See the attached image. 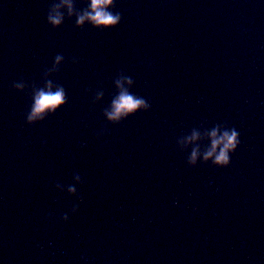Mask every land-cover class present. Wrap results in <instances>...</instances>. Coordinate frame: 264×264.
Wrapping results in <instances>:
<instances>
[{
  "label": "water",
  "instance_id": "95a60500",
  "mask_svg": "<svg viewBox=\"0 0 264 264\" xmlns=\"http://www.w3.org/2000/svg\"><path fill=\"white\" fill-rule=\"evenodd\" d=\"M52 2L0 0V264H264V0H115L108 30ZM57 54L67 103L27 125ZM121 73L151 107L109 124ZM216 124L229 166L188 167L177 139Z\"/></svg>",
  "mask_w": 264,
  "mask_h": 264
},
{
  "label": "clouds",
  "instance_id": "9594fccd",
  "mask_svg": "<svg viewBox=\"0 0 264 264\" xmlns=\"http://www.w3.org/2000/svg\"><path fill=\"white\" fill-rule=\"evenodd\" d=\"M86 7L77 10L74 0H53L50 4L46 22L51 28L55 29L61 26L65 16L68 18L75 17V27L81 28L85 24L90 25L93 29L108 30L116 28L122 19L119 11H114L115 0H86ZM65 9L66 11H61ZM64 57L57 54L51 68L45 70L43 75V86L31 87V104L29 110L25 114V123L33 125L43 121L46 117L53 115L59 108L67 103V95L64 87L54 84L51 79H47L50 74L58 71V66L63 62ZM76 61L73 60V63ZM134 81L131 77L118 74L114 79L117 94L112 98L109 107L102 112L103 117L109 124H119L126 118L136 114L137 112L148 111L151 107L150 103L143 97L135 95L130 91ZM28 87L22 80L14 82L12 88L17 92H22ZM103 96V92H97L96 98ZM102 133H98L100 135ZM240 134L235 127H229L226 124H216L210 131H205L203 136L201 133L193 129L191 135L183 136L177 139L176 146L181 152H188L186 164L188 167H195L197 163L208 164L215 168H225L230 164V156L238 148L240 144ZM206 139L207 144L201 147L196 142ZM190 145V152L188 151ZM73 180L77 184H81L82 180L79 174L73 176ZM57 191L64 192L65 187L60 183L54 185ZM68 194L77 196L75 185H69L66 188ZM78 210L77 206H73L72 213ZM60 221L67 222L68 214L59 217Z\"/></svg>",
  "mask_w": 264,
  "mask_h": 264
}]
</instances>
